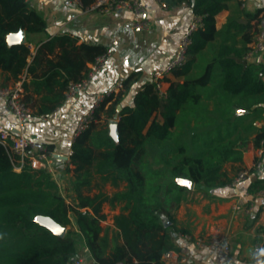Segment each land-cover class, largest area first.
I'll return each mask as SVG.
<instances>
[{"label": "trees", "instance_id": "1", "mask_svg": "<svg viewBox=\"0 0 264 264\" xmlns=\"http://www.w3.org/2000/svg\"><path fill=\"white\" fill-rule=\"evenodd\" d=\"M78 1L85 7L94 0ZM160 1L168 7L185 2L201 16V26L191 33L185 63L173 69L185 79L170 82L164 96L153 81L144 82L132 105H123L118 113L117 141L107 127L96 129L98 113L107 102L108 115L115 113L135 74L122 79V88L104 98L93 120L75 136L69 161L57 166L72 174L69 202L47 170L34 169L25 161L16 171L8 148L0 142V264H77V238L98 264H163L162 256L174 247L172 224L165 226L164 218L173 223L172 212L188 191L176 178H188L195 189L208 191L226 183L221 179L223 163L242 160L252 122L242 125L245 116H233L234 104L256 112V117L264 111V65L243 59L262 9L243 12V21L239 15L231 16L217 30L215 16L229 0ZM19 29L25 31L26 42L8 45L6 34ZM45 34L46 21L36 9L24 0H0V70L12 83L23 74L31 76L21 81V100L33 115L48 114L59 106L68 83L80 80L87 64L105 52L100 44H77L75 37L59 34L40 40L31 54V36ZM236 34L241 35L240 45L235 40L218 42L202 73L187 77L202 50L218 35L234 38ZM215 67L219 89L238 98L233 103L230 97H219L209 110L198 87L212 81ZM252 142L264 152V130L257 131ZM46 150L52 152V146L46 145ZM93 173L113 184L124 181L125 189L111 196L89 195L84 190L89 189ZM262 181L259 178L255 184ZM106 201L124 202L123 211L113 216L117 232L111 238L107 231L101 234L100 221L105 218L101 206ZM38 216H49L67 227L64 236L53 234L36 220Z\"/></svg>", "mask_w": 264, "mask_h": 264}, {"label": "crops", "instance_id": "2", "mask_svg": "<svg viewBox=\"0 0 264 264\" xmlns=\"http://www.w3.org/2000/svg\"><path fill=\"white\" fill-rule=\"evenodd\" d=\"M148 5L145 14L137 15L131 10L121 9L107 13L87 11L79 2H67L65 0H34L33 8L36 9L46 21L45 35H32V42L28 47L31 54L34 53L36 43L53 35L68 34L76 38V43L100 44L109 52L102 69L97 71L91 79L88 87L76 93L70 99H65L47 117L40 119L34 115L21 125L17 122L14 114L8 107L7 101L0 96V125L11 129L14 133H23L34 141L35 145L52 146V152L68 154L75 138L79 119L86 115L93 106L97 96L113 90L122 79L134 73V81L127 91L124 90L120 108L123 105H132L135 92L146 81H152L153 73L166 68L173 59L178 46V41L187 30L195 15L185 2L174 6H165L160 0H143ZM244 4V6H242ZM262 9L264 12V0H229L226 7L215 16V27L221 29L226 20L234 15H239L244 20L243 12H253ZM261 10V12H262ZM141 17L150 18L147 28L133 27V23ZM253 22V21H251ZM25 34V42H26ZM227 39V42L235 40L241 44V35L236 34L225 37L218 35L213 44L206 46L196 63L208 61L214 52L215 44ZM24 42V43H25ZM249 44V43H248ZM31 56L28 57L30 61ZM247 63L263 64L264 54H258L248 59ZM90 63L87 64V67ZM194 66L188 73L197 72ZM219 68L215 67L218 76ZM40 73V70H38ZM21 77H25L24 74ZM26 80L31 76L27 75ZM185 76L176 75L174 70L164 77L163 89L170 82H182ZM12 84V80L5 79V73L0 70V85ZM205 90H199L201 100L207 103V109L211 110L213 101L218 100V89H211L210 82ZM123 90V89H122ZM238 96H236L237 100ZM231 99V102H236ZM117 105V106H118ZM107 102L98 113L96 129L107 127L108 121L121 110L115 109V113L108 115ZM237 109H245L234 104V115H244L243 124L252 122V127L247 131L248 143L243 152L242 160L223 163L221 179L226 181L224 185L204 191L201 189H188L178 207L173 210V223L171 228V240L174 247L166 252L161 260L163 264H264V181L255 184L259 178L264 179V152L261 147H255L252 138L257 131L264 130V111L260 116L250 111L237 114ZM160 118L159 114L157 116ZM190 124H193V114H189ZM118 120V115H117ZM241 129V126H239ZM175 129L174 132H177ZM255 158L261 161L262 166L256 172L253 168ZM69 161L68 160L66 162ZM56 168V178L59 190L65 189L66 201L72 196L70 182L71 173H63L59 178V168ZM241 168L249 170L248 176L236 185L232 181L236 172ZM95 174L93 173V177ZM100 175V174H99ZM93 177L89 189L84 192L89 195L103 192L111 196L115 192L125 189L126 183L118 181L114 186H119L112 194L93 189ZM111 182V181H110ZM113 184V183H111ZM121 186V187H120ZM124 202H114L112 205L107 201L101 206V212L105 218L100 221L104 231L108 232L109 238L117 232L113 225V216L123 211ZM81 210H84L82 208ZM67 228V227H66ZM65 228V231H66ZM75 227H71L73 230ZM196 237H225L230 246V256L224 259L218 255L210 254L206 249L197 247L193 240ZM77 250L75 261L79 264H98L91 257L83 241L77 238ZM120 240V239H119Z\"/></svg>", "mask_w": 264, "mask_h": 264}, {"label": "built area", "instance_id": "3", "mask_svg": "<svg viewBox=\"0 0 264 264\" xmlns=\"http://www.w3.org/2000/svg\"><path fill=\"white\" fill-rule=\"evenodd\" d=\"M30 8L34 6V0H24ZM67 2H79L78 0H65ZM244 6V4H242ZM87 11H98L107 13L115 10L128 9L136 13L137 15L145 14L148 10V5L143 0H94L92 3L84 7ZM151 19L141 17L133 23L135 28H147ZM202 20L200 15H194L187 30L182 34L178 41L177 51L173 59L169 62L168 66L162 70H157L153 73L152 81L155 84V88L161 96H164L165 90L163 89L164 77L173 69L183 65L186 61L187 47L191 42V33L201 26ZM264 54V12H260L256 20V29L251 42L248 44V50L244 55L245 59L252 56ZM109 57V52L105 51L102 54L95 57V59L88 65L85 75L78 81L69 82L65 91V99H70L76 93L85 90L93 76L97 71L103 68L106 59ZM20 80L6 85L0 86V96L4 97L7 101L8 107L14 114L17 122L21 125L23 122L31 119L34 115L32 110L27 107L21 100V81ZM122 88L121 83L106 93H102L97 96L90 111L82 116L77 124L76 134L83 131L89 122L93 120V114L95 109L101 104L106 96L110 93H116ZM48 114H39L38 118L43 119ZM264 128V124H263ZM0 142L4 144L14 160V169L19 171L24 165L25 161H28L30 166L34 169L43 168L47 170L56 180V166L53 164L51 156L52 152H48L44 146L35 145L34 141L26 137L23 133H14L11 129L0 125ZM71 151L66 154L70 156ZM262 166L260 160L253 163V168L258 170ZM249 174L247 168H241L236 172L233 178L232 185H236L243 181ZM58 183V181H57ZM193 243L199 247L206 249L210 254L218 255L224 259L230 256V246L225 237H196ZM80 260H76L79 264ZM114 264H135L134 262L118 261Z\"/></svg>", "mask_w": 264, "mask_h": 264}, {"label": "water", "instance_id": "4", "mask_svg": "<svg viewBox=\"0 0 264 264\" xmlns=\"http://www.w3.org/2000/svg\"><path fill=\"white\" fill-rule=\"evenodd\" d=\"M16 33H20V36H16ZM6 42L8 45H12V44H22L25 42V31L23 29H19L16 32H10L8 34H6L5 36ZM12 41L11 43L9 41ZM120 105L117 106V110L119 111ZM247 112L246 109H237L236 113L237 114H241V113H245ZM117 113L114 115V117L112 119H110L108 121V134L109 136L114 140L117 141L118 139V132H117V124H118V120H117ZM52 159H53V164L55 166H62L63 163H65L68 160V156L65 154H61L58 152H52L51 153ZM181 180H186L188 181L187 184H182L179 181ZM176 181L178 184L183 185L185 187H187L188 189H193L194 187V182L188 178H182V177H178L176 178ZM36 220L42 224L43 226H45L46 228H48L53 234H55L58 237H62L64 236L65 233V227L61 226L60 224H58L55 220H53L51 217L49 216H38L36 218ZM170 222L164 218V225H168ZM59 228L61 229V231L57 232V231H53V229Z\"/></svg>", "mask_w": 264, "mask_h": 264}, {"label": "rangeland", "instance_id": "5", "mask_svg": "<svg viewBox=\"0 0 264 264\" xmlns=\"http://www.w3.org/2000/svg\"><path fill=\"white\" fill-rule=\"evenodd\" d=\"M206 64V61H202L201 63H197L196 66L198 68V71L193 73L191 72L189 77H196L198 75H200L203 71V68ZM211 84V89L214 88V89H218L219 91L217 92L219 97H221V99H224L226 100L228 97H230L229 99H235L236 100V96H229L227 95V93H225L224 91H222L221 89H219V76L216 75V72L214 73V76H213V79L212 81L210 82ZM207 87H198V90H205ZM205 109V108H204ZM59 178L61 179L63 177V172L59 169ZM93 187H91V191L93 189L95 190H98V191H105L106 193H113L116 189H119V186H114V184H111L110 180H104L102 179V177L99 175V174H95L94 177H93ZM121 187V186H120ZM61 192L62 194L66 195L65 193V189L63 188V186H61ZM93 192V191H92Z\"/></svg>", "mask_w": 264, "mask_h": 264}, {"label": "snow or ice", "instance_id": "6", "mask_svg": "<svg viewBox=\"0 0 264 264\" xmlns=\"http://www.w3.org/2000/svg\"><path fill=\"white\" fill-rule=\"evenodd\" d=\"M15 35H16V36H20V33H16ZM9 42L11 43L12 41L10 40ZM179 182L182 183V184H187V183H188V181H186V180H181V181H179ZM53 231H57V232H59V231H61V229L56 228V229H53Z\"/></svg>", "mask_w": 264, "mask_h": 264}]
</instances>
